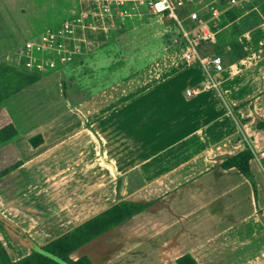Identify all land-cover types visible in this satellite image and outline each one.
<instances>
[{
    "label": "crops",
    "instance_id": "0c3cea01",
    "mask_svg": "<svg viewBox=\"0 0 264 264\" xmlns=\"http://www.w3.org/2000/svg\"><path fill=\"white\" fill-rule=\"evenodd\" d=\"M206 1L192 0L186 11H178L196 10L203 16ZM48 6L42 15L18 9L23 41L90 9L86 26L74 29L72 40L79 50L54 69L59 70L54 83L64 98L65 83L88 91L76 92L71 107L69 101L63 103V112L37 122L26 134L20 135L11 123L15 134L0 145V218L17 228L0 221L5 253L4 230L21 245L17 230L31 233L36 245L44 244L119 197L150 204L70 251L71 259L84 255L88 264H175L178 255L188 253L197 264H264V155H258L264 152V127L256 126L264 118V0L220 3L217 16L206 21L212 35L194 44L197 55L220 58L221 68L206 72L193 57L184 58L183 43L175 57L157 50L158 57L130 67L134 56L147 54V43H127L133 34L120 35L118 27H108V19L87 1L53 0ZM145 20L125 28L139 27ZM115 55L120 58L115 60ZM191 65L201 70V84L190 83L195 79ZM116 68L123 73L117 74ZM74 70L76 81L70 77L67 82V72L72 75ZM179 74L186 86L182 98L187 113L160 115L157 134L145 135L139 143L116 134V121L108 118L111 112L150 88L161 89L160 83ZM173 101L150 103L147 115ZM0 108L2 126L10 122ZM82 133L89 139L79 144ZM36 134L40 140L32 146L28 138ZM96 137H103L100 156L109 155L110 163L95 157L100 146L85 145ZM244 146L250 151L254 193L238 170L216 165ZM85 151L94 157L83 156Z\"/></svg>",
    "mask_w": 264,
    "mask_h": 264
},
{
    "label": "rangeland",
    "instance_id": "374dc122",
    "mask_svg": "<svg viewBox=\"0 0 264 264\" xmlns=\"http://www.w3.org/2000/svg\"><path fill=\"white\" fill-rule=\"evenodd\" d=\"M52 1L53 0H50V2L46 0H0V62L12 63L13 60L10 59L11 53L19 48L24 40L23 34L20 31L21 23H19L20 18L18 17V9L21 10L24 8L26 12L30 11L37 15H42L50 9L48 4ZM44 5H46V7ZM117 30H119L120 35L123 33L127 35L133 34L132 40L127 41V43H131L133 45H140L142 43L148 44L146 46L147 54L143 56H134L132 58L133 60L129 66L133 68H136L145 61L156 58L165 52H170L172 53V56L175 57L178 53V49L180 48V43H182L178 27L174 25V22L169 19L159 17L158 15L147 17V19L142 22L139 27H118ZM110 43H113V41H110ZM110 43H108V45ZM162 47L163 51L160 49ZM119 50L120 49H117L116 52H120ZM151 50H153V52H151ZM157 50L160 53L159 55L156 53ZM100 56L105 57L104 54H100L99 57ZM118 58L120 57L116 56L115 60ZM190 67L193 68L195 74V79H193L190 83L201 84V82L204 81V76L201 70L195 65H191ZM112 68L113 67L111 65V70H113ZM118 68H116V71L118 72L117 74L120 72L123 73L124 69L118 70ZM105 71L106 70H102L104 73ZM58 73L59 70H52L48 73V75H44L45 73H43V76H39L29 86H26L20 91H18V89H14V86H11V84L14 85L13 83L15 82L12 76L5 78L7 83L11 82L9 87L6 89L12 90V92L0 101V106H2L4 113L6 114V118L10 123L14 124L20 135L28 133L30 129L34 128L37 122H40L44 118L63 112V103L67 104L69 101L68 105L71 107L73 105L71 101L77 98L76 92L81 94L83 91H88L87 89L78 90L77 83H65L68 90V97L64 98L61 95L57 84L54 83L59 77ZM67 74H69L66 75L69 77L68 80H66L67 82L72 80L76 81L75 70L72 75L70 72H67ZM180 74L168 78L165 82L160 83V85H162L161 89H158V86L150 88L142 94H139L134 99L123 104L124 106L122 108H118L115 113L111 112V115L108 118L116 121V134H120V136H131L133 137L134 142L139 143L142 139H144L145 135L157 134V119L160 115L164 114L174 116V113H187L188 109L183 103L182 98L184 88L186 86L184 85V80L180 78ZM70 77L73 79L71 80ZM44 79L51 80L49 83H42L41 81ZM168 83L170 85H168ZM166 84L168 85L167 87ZM16 90L18 92L13 94ZM206 91H203L201 95L202 97H206V99H208L205 93ZM163 99H175V101L170 104L161 103L155 110L150 111L151 115L148 116L145 107H150V103L156 106V103L162 102ZM143 102H147V104ZM132 108L136 110L135 113H133ZM1 110L2 109L0 108V111ZM140 120L141 123H139ZM4 121L5 118L3 114H0V123ZM86 128L92 130V128L88 127V125ZM71 133L74 132L70 131L69 134ZM81 138L82 140L78 142L79 144L85 143L83 139H89L84 133H82ZM89 141L90 142L85 145L100 146V153L95 157H101L104 162L110 163L109 155L105 154L104 156H100L101 148L103 146V137H96L95 141L92 139ZM85 145L83 144L82 146L86 148ZM91 154L92 153L85 151L83 156L88 157ZM91 157H94L93 154ZM6 220L11 228H17L11 221H8V219ZM20 232L25 236V238H22L19 235V237L22 238L23 245L19 244L16 241V238H14L12 233L8 230L1 232V236L4 239V246L6 247L7 254L11 259L17 258L23 250L27 248L30 249V247H34V245H36L31 239V233L28 231ZM24 246L27 248H24Z\"/></svg>",
    "mask_w": 264,
    "mask_h": 264
},
{
    "label": "built area",
    "instance_id": "2783aa9c",
    "mask_svg": "<svg viewBox=\"0 0 264 264\" xmlns=\"http://www.w3.org/2000/svg\"><path fill=\"white\" fill-rule=\"evenodd\" d=\"M88 6L93 5L95 12L105 16L109 21L108 27H129L147 17L158 15L174 22L178 27L182 43L185 45L183 56L194 58L199 66L207 71L221 68L220 58L216 54L199 56L195 52L196 41L205 40L212 35L206 26V21H213L220 10V3L234 5L242 0H207L203 5L205 15L196 10L179 12L192 0H83ZM179 9V11H178ZM92 15L89 10L78 11L75 15L63 18L57 24L42 29L37 38L27 39L11 53L12 63L28 72L45 73L59 68L79 50L75 39L74 29L78 25L86 26L85 20ZM186 94L189 90L185 91ZM259 156L264 152L260 151Z\"/></svg>",
    "mask_w": 264,
    "mask_h": 264
},
{
    "label": "trees",
    "instance_id": "16d2710c",
    "mask_svg": "<svg viewBox=\"0 0 264 264\" xmlns=\"http://www.w3.org/2000/svg\"><path fill=\"white\" fill-rule=\"evenodd\" d=\"M12 76L14 78V85L11 82L7 83V77ZM39 77V73L28 72L22 68L17 67L14 64L8 62H0V100L7 97L12 90L6 88L14 86V89H19L27 84L32 83ZM6 80V81H5ZM3 83V84H1ZM16 84V85H15ZM232 114L235 119L240 120L236 111L232 110ZM256 126L264 127V118L259 120ZM15 134V129L11 123H6L0 126V145L5 144ZM40 140L39 135H34L28 138L30 145H36ZM250 157L249 149L244 146L233 154L222 157L216 165L221 168L233 167L238 170L242 176H244L252 186L254 193V183L252 176L248 169L247 159ZM264 162V161H263ZM150 202H143L140 200H129L117 197L116 200L106 208L96 212L95 214L84 219L75 226L68 230L58 234L56 237L47 241L44 244L38 246L44 250H47L59 258L65 260L69 264H88L89 261L86 256L81 255L77 258L71 259L68 253L87 242L91 238L104 232L115 224L123 221L129 216L137 213L145 208ZM0 221L8 224L6 220L0 218ZM8 227L11 226L8 224ZM22 238L25 236L16 231ZM27 240V239H26ZM29 241V240H28ZM175 264H197L195 260L188 254L183 253L178 255L174 259ZM0 264H59L50 257L36 251L33 247H30L28 253L20 256L16 259H9L3 248L0 246Z\"/></svg>",
    "mask_w": 264,
    "mask_h": 264
},
{
    "label": "water",
    "instance_id": "95a60500",
    "mask_svg": "<svg viewBox=\"0 0 264 264\" xmlns=\"http://www.w3.org/2000/svg\"><path fill=\"white\" fill-rule=\"evenodd\" d=\"M36 251L50 257L51 259H53L54 261L58 262L59 264H69L67 263L65 260L59 258L58 256H56L55 254L47 251V250H44L42 248H40L38 245H34L33 247Z\"/></svg>",
    "mask_w": 264,
    "mask_h": 264
}]
</instances>
